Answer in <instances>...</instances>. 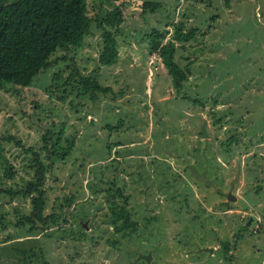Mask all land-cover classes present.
I'll list each match as a JSON object with an SVG mask.
<instances>
[{"label": "rangeland", "instance_id": "rangeland-1", "mask_svg": "<svg viewBox=\"0 0 264 264\" xmlns=\"http://www.w3.org/2000/svg\"><path fill=\"white\" fill-rule=\"evenodd\" d=\"M116 6L114 63L99 64L93 23L28 86L0 87V264H264V0H88V13ZM179 22L191 39L173 38ZM154 28L189 70L180 93L149 50ZM72 67L110 90L93 100L64 86ZM62 128L74 146L50 166L43 135ZM29 147L48 164L44 214L60 215L48 223L28 222L31 199L14 192L34 178ZM114 199L131 234L113 229Z\"/></svg>", "mask_w": 264, "mask_h": 264}, {"label": "trees", "instance_id": "trees-1", "mask_svg": "<svg viewBox=\"0 0 264 264\" xmlns=\"http://www.w3.org/2000/svg\"><path fill=\"white\" fill-rule=\"evenodd\" d=\"M147 4L144 2L143 6ZM122 17L121 7L116 6L106 11L103 16L93 18L88 13V0H0V87H4L6 83L28 86L35 75L55 63L51 56L58 49L69 51L71 48H80L93 23L100 30L102 39L98 62L100 65H111L118 57L116 30ZM184 27L182 22L175 25L173 37L175 40L185 41L194 36L195 27L185 31ZM165 33L156 28L151 31L149 50L159 54L167 72L172 76L174 87L180 93L189 70L184 71L174 60L176 44L172 39L163 42ZM94 73L95 71L82 74L76 67H72L63 84L66 86L70 83L78 94L88 93L90 98L95 100L99 93L108 92L110 87L103 86ZM54 76L60 78L59 73ZM56 89L61 92L68 91L66 87L62 90L59 87ZM63 131V128L60 129L55 139L51 141H49L51 136L55 134L53 130L48 129L43 135L45 143L40 150H44L50 166L55 159L68 156L74 146L73 138L67 139L64 145L61 143ZM2 138L0 136V140ZM8 138L12 137H4ZM27 151L33 154L31 166L34 169V178L14 192L29 196L31 199L32 212L26 217L28 222L34 224L37 220L44 223L54 221L59 218L58 213L44 214L46 198L43 184L48 164L40 151L32 147ZM11 172V165L7 164L5 174L12 175ZM116 194L122 195V192L117 190L111 193L112 196ZM124 199L126 200V196ZM73 200L74 196H70L66 205H70ZM110 217L116 232L127 235L136 229L137 223L130 218L128 209L125 205L119 206L116 199L111 202ZM62 220H67L66 215ZM34 226L32 225L31 229ZM224 250L225 252L228 250V242L224 243Z\"/></svg>", "mask_w": 264, "mask_h": 264}, {"label": "water", "instance_id": "water-1", "mask_svg": "<svg viewBox=\"0 0 264 264\" xmlns=\"http://www.w3.org/2000/svg\"><path fill=\"white\" fill-rule=\"evenodd\" d=\"M199 134L202 137H205V136L208 135L207 130H206V120L203 121V123L201 125V128H200V131H199ZM227 197H228V199H231V200L235 198V196L231 192L227 193ZM250 219H251V217H250ZM250 219H248L247 223L250 221ZM202 249H207L209 251H212V249L208 248V247H203ZM140 257H142V258H144V259L149 261L150 260V253L141 255Z\"/></svg>", "mask_w": 264, "mask_h": 264}]
</instances>
